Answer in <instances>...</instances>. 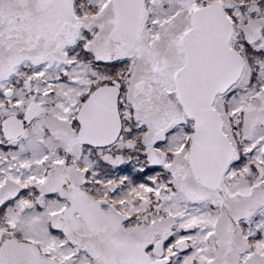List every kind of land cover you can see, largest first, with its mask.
Listing matches in <instances>:
<instances>
[{"label":"snow or ice","instance_id":"obj_1","mask_svg":"<svg viewBox=\"0 0 264 264\" xmlns=\"http://www.w3.org/2000/svg\"><path fill=\"white\" fill-rule=\"evenodd\" d=\"M0 264H264V0H0Z\"/></svg>","mask_w":264,"mask_h":264}]
</instances>
